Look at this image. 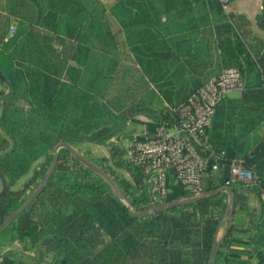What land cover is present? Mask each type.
<instances>
[{"label": "trees", "instance_id": "1", "mask_svg": "<svg viewBox=\"0 0 264 264\" xmlns=\"http://www.w3.org/2000/svg\"><path fill=\"white\" fill-rule=\"evenodd\" d=\"M254 19L264 33V0ZM209 67H234L243 81L203 134L202 154L217 157L218 169L204 170L199 189L233 192L214 264H264V201L260 209L247 203V192L264 189V135H255L264 122V41L243 13L226 12L218 0H8L0 12V224L43 177L61 141L105 146L96 163L135 211L193 194L171 172L164 196L152 193L121 140L150 139L160 123L173 122L171 108L209 77L201 75ZM129 122L143 131L127 133ZM234 159L254 185L231 180ZM226 202L220 192L132 217L61 148L46 185L10 223L37 257L0 251L1 264H207Z\"/></svg>", "mask_w": 264, "mask_h": 264}, {"label": "built area", "instance_id": "2", "mask_svg": "<svg viewBox=\"0 0 264 264\" xmlns=\"http://www.w3.org/2000/svg\"><path fill=\"white\" fill-rule=\"evenodd\" d=\"M225 9L233 0H218ZM243 81L234 67L222 68L192 91L184 102L170 110L171 123L162 122L154 136L146 140H136L128 145L129 155L135 163L143 167L148 177L149 189L159 197L167 191V175L171 172L175 181L199 189L202 175L207 167L218 169L217 157L204 156L203 134L210 126L216 106L231 91H241ZM213 157L214 160H210ZM231 180H239L254 185L255 176L244 168L242 161L234 159L229 164ZM264 201V189L259 192ZM2 254L0 253V264Z\"/></svg>", "mask_w": 264, "mask_h": 264}, {"label": "water", "instance_id": "3", "mask_svg": "<svg viewBox=\"0 0 264 264\" xmlns=\"http://www.w3.org/2000/svg\"><path fill=\"white\" fill-rule=\"evenodd\" d=\"M61 148L67 149L78 161H80L81 164H83L85 167L89 168L95 174H97L110 187V189L112 190V192L114 193L116 198L121 202L122 205H124L127 208L128 213L132 217H139V218L145 217V216L157 213L159 211H163L165 209H168V208H171L174 206L189 204V203L198 201L202 198L211 197L217 193L225 192L227 194V202H226V207H225V210H224V213L222 216L223 226L221 228L220 233L218 234V231H217V233L215 235V240H214V243L212 245V248H211V251H210V254L208 257V261H207V264H214L215 256L217 254V250L219 248V245H220L222 239L225 237V235H226V233L230 227V219H231V215L233 212V192L229 186L221 185V186L216 187V188L211 189V190L199 191V192L193 193V194L188 195V196L177 198V199L172 200V201L161 202L159 204L148 207L144 210L135 211V210H133L132 206L130 205V203L127 200V198L125 197V195L122 193L121 189L119 188V186H118L117 182L114 180V178L108 172H106L104 169H102L95 161H93L92 159H90V158L84 156L83 154H81L80 152H78L73 147V144H71L70 142H67V141L58 142L53 146L52 158H51V161L47 167L45 174L38 181L37 185L30 192L29 196L24 201H22L21 204L15 210H13L1 222L0 233L3 231V229L6 226H8L11 223V221L23 209H25L27 206H29L33 202V200L37 197V195L40 193V191L46 185V183L48 182L50 176L52 175V173L54 171L56 161H57V157H58V151ZM0 180L2 183L1 189H4L6 181H5V178L2 175L1 171H0Z\"/></svg>", "mask_w": 264, "mask_h": 264}, {"label": "crops", "instance_id": "4", "mask_svg": "<svg viewBox=\"0 0 264 264\" xmlns=\"http://www.w3.org/2000/svg\"><path fill=\"white\" fill-rule=\"evenodd\" d=\"M7 4H8V0H0V12H3L6 9ZM261 4H262V0H233L225 8V11L226 12L230 11V12H234V13H243L251 21L253 32L257 36L262 38L264 41V33L257 28V26L255 25V19H254L255 15L259 12V10L261 8ZM15 25H16V22L12 20L10 26L15 27ZM10 31L12 32V28L10 29ZM8 33H10V32H8ZM204 69L205 70L202 71L201 75H203L206 71H208L207 73H208L209 77L217 74V72L215 73V71H211L210 67L208 69L207 68H204ZM184 76L189 77L190 75L188 72H186ZM206 80H204L202 83H204ZM238 95H239V93H238ZM252 134H253V132H252ZM255 135L260 136V137L264 135V122L261 123V128L255 130ZM85 144L87 145V147L90 148L91 152L92 151L94 152V155L96 153H101V155H100L101 157L104 155H107V151H106V153L104 151L106 149L105 146L84 143V145ZM92 155H93V153H92ZM29 174H30V172H28L26 175L20 177L15 182L13 187L14 188L20 187L22 185V183L30 176ZM5 181H6V178H5ZM1 185H2V183L0 180V189H1ZM36 185L37 184L34 183L31 190L25 193V195L21 199V202L24 201L29 196L30 192L35 188ZM247 194H248L247 203H248L249 207L250 208L256 207V208L260 209V207H259L260 199L258 198V196L256 194H252L250 192H247ZM236 217L237 218H244V216L240 215V214H238ZM25 245H26V242L20 241L19 239H17L16 234H15V232L12 229L10 224L8 226H6L3 229V231L0 233V251L1 252L11 251L14 253H20L21 255L26 256V257L29 256L28 257L29 259L30 258L35 259L37 257L35 252H33L32 250L24 249Z\"/></svg>", "mask_w": 264, "mask_h": 264}, {"label": "rangeland", "instance_id": "5", "mask_svg": "<svg viewBox=\"0 0 264 264\" xmlns=\"http://www.w3.org/2000/svg\"><path fill=\"white\" fill-rule=\"evenodd\" d=\"M238 91H231V92H229L228 93V95L229 96H236V95H238ZM142 119H144V117H141ZM143 128H144V125H143V123H137V124H135V123H132V122H129L128 123V125L126 126V129H125V131L127 132V133H131L132 135H134V134H139V133H141L142 131H143ZM121 143H123L125 146H128L129 144H130V142L126 139H122L121 140ZM73 147L78 151V152H80L81 154H83L84 156H86V157H88V158H90V159H92L93 161H95V162H97L98 161V159L99 158H101V153H96L95 155H94V152L92 151H90V148L89 147H87V145L85 144H73ZM105 151V153H106V149L104 150ZM92 153H93V155H92ZM104 153V154H105ZM108 153V152H107ZM43 159V157H41L39 160H37L36 162H34V164H36V163H38L40 160H42ZM118 171H120V172H122V173H124V174H126L123 170H118ZM38 183V182H37ZM222 226H223V223H222V225H221V227L218 229V234L220 233V231H221V228H222ZM27 259V258H26Z\"/></svg>", "mask_w": 264, "mask_h": 264}]
</instances>
